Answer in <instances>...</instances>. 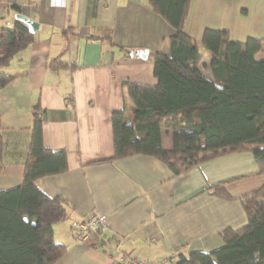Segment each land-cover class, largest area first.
I'll return each mask as SVG.
<instances>
[{
	"label": "crops",
	"instance_id": "crops-1",
	"mask_svg": "<svg viewBox=\"0 0 264 264\" xmlns=\"http://www.w3.org/2000/svg\"><path fill=\"white\" fill-rule=\"evenodd\" d=\"M20 13L39 28L33 43L2 68L17 76L0 89V190L22 182L32 110L39 103L43 145L65 150L68 163L66 172L36 181L47 196L62 197L69 212L53 226L55 241L67 247L53 264H114L120 253L174 264L180 254L221 246L222 230L246 223L238 199L212 195L208 186L255 174L250 152L180 174L146 155L92 163L113 153L110 116L124 107L122 81L154 85L148 54L169 53L174 29L147 0H0V27ZM205 29L226 30L231 41L264 38V0H190L184 32L200 42ZM203 54L202 73L212 79L209 52ZM55 58L68 67L50 69ZM172 133L161 125L165 150L172 148ZM91 211L108 221L102 232L107 241L98 249L73 238V226Z\"/></svg>",
	"mask_w": 264,
	"mask_h": 264
},
{
	"label": "trees",
	"instance_id": "trees-1",
	"mask_svg": "<svg viewBox=\"0 0 264 264\" xmlns=\"http://www.w3.org/2000/svg\"><path fill=\"white\" fill-rule=\"evenodd\" d=\"M189 3L147 0L174 29L169 53L148 54L157 80L154 85L122 81L124 107L110 116L113 153L92 163L146 155L180 174L210 159L250 152L255 174L208 186L212 195L238 199L246 223L222 230L221 246L180 254L174 264H264V38L231 41L226 30L205 29L196 42L183 30ZM34 40L19 20L0 27V89L17 76L2 68ZM200 46L209 52L212 79L202 73ZM47 66L53 70L68 67L59 58ZM32 117L22 182L0 190V264H53L67 249L53 235L54 224L69 217L66 201L47 196L36 183L39 178L66 172L67 154L43 145L39 103ZM163 124L173 129L170 150L162 146ZM2 152L0 124V172Z\"/></svg>",
	"mask_w": 264,
	"mask_h": 264
},
{
	"label": "built area",
	"instance_id": "built-area-1",
	"mask_svg": "<svg viewBox=\"0 0 264 264\" xmlns=\"http://www.w3.org/2000/svg\"><path fill=\"white\" fill-rule=\"evenodd\" d=\"M107 216L97 211H91L81 221L73 226V238L79 243H86L90 248L98 249L106 239L102 232L107 228ZM114 264H148L143 260L127 254H118Z\"/></svg>",
	"mask_w": 264,
	"mask_h": 264
},
{
	"label": "water",
	"instance_id": "water-1",
	"mask_svg": "<svg viewBox=\"0 0 264 264\" xmlns=\"http://www.w3.org/2000/svg\"><path fill=\"white\" fill-rule=\"evenodd\" d=\"M15 20H19L21 22H23L30 33H34L36 30H38L39 28V25L37 22H35L34 20L30 19L29 17L23 15V14H16L15 15ZM135 54L136 55H139L140 57L142 58H146L147 57V51L144 50V51H141V50H138V51H135Z\"/></svg>",
	"mask_w": 264,
	"mask_h": 264
},
{
	"label": "rangeland",
	"instance_id": "rangeland-1",
	"mask_svg": "<svg viewBox=\"0 0 264 264\" xmlns=\"http://www.w3.org/2000/svg\"><path fill=\"white\" fill-rule=\"evenodd\" d=\"M200 50L202 51V52H206V49L204 48V47H200ZM262 56V54H258V57H261Z\"/></svg>",
	"mask_w": 264,
	"mask_h": 264
}]
</instances>
